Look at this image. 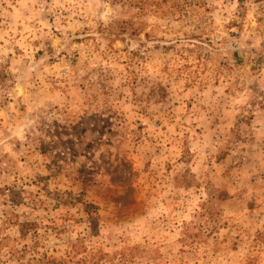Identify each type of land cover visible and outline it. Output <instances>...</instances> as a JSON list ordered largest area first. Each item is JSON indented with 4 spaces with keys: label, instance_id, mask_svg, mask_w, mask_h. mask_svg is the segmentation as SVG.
I'll use <instances>...</instances> for the list:
<instances>
[{
    "label": "rangeland",
    "instance_id": "obj_1",
    "mask_svg": "<svg viewBox=\"0 0 264 264\" xmlns=\"http://www.w3.org/2000/svg\"><path fill=\"white\" fill-rule=\"evenodd\" d=\"M0 264H264V0H0Z\"/></svg>",
    "mask_w": 264,
    "mask_h": 264
}]
</instances>
